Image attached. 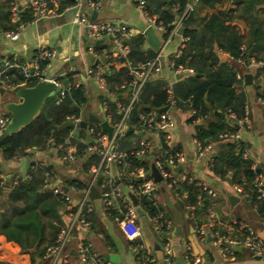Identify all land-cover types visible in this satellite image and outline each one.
<instances>
[{
    "label": "crops",
    "instance_id": "obj_1",
    "mask_svg": "<svg viewBox=\"0 0 264 264\" xmlns=\"http://www.w3.org/2000/svg\"><path fill=\"white\" fill-rule=\"evenodd\" d=\"M25 1L26 0H0V19L3 18L7 12L10 13L14 5L19 7V13L23 11L24 9L22 7ZM80 1L81 4L78 6L77 10L84 15L86 19L101 23H121L130 27L133 31L131 36L126 40H129V38L135 35L142 34L143 30L146 28L143 12L136 6V0H93L99 2V7L95 10L85 5L86 0ZM188 1L191 5L189 13L192 14L194 19L199 20L206 19L212 13L234 8L235 11L232 12L234 21L233 28L239 31L244 39L249 37L252 17L247 14L242 15L239 5H237L236 2L219 0L213 5H207L199 0ZM72 3L73 0H59L56 7L62 5L60 10L56 11L54 15L37 19L36 21H27L24 27L18 31L14 39L5 36L2 32L5 30L0 29V64L4 59L9 58L16 60L18 63L28 64L38 48H52L55 51L54 57L41 66L43 77L47 80L55 81L61 78L60 83L64 80L66 86L70 83L74 86L80 85L83 88L86 98L81 113L95 118L98 116L100 117L97 118L99 123L102 120H106L109 125H112L116 121H112L110 115L106 113V106L104 107L102 105L103 101L101 97L108 98L111 103L116 105L117 108H120L118 101L127 98L126 93L116 94L113 92L115 89H120L121 84L119 86L114 85L113 90L108 91L103 77V83H99L87 77L85 71L95 65H100L102 67V76L106 69V67L104 68V64L107 61V56L110 57L111 65H113L115 70L124 66L127 67V73L132 75V79L134 77L132 74L134 68L130 67L129 62L125 58L126 54L121 57H116V52H118L119 49L114 45L110 36H102L93 42V46L94 44L97 45L95 48V55L87 50L89 44L84 35L83 25L72 21L73 9H66V7L70 6ZM147 5H149L148 9L150 11L154 8L150 0H148ZM255 8L264 9V3H258ZM19 13L17 17H12L10 13L8 16V25L12 24L14 27L6 30H13L17 24L20 23ZM262 16L263 14L261 13L257 15V17ZM201 23L202 22H199L198 25H201ZM259 25L264 31V23L260 22ZM154 33L159 41L158 70L155 74H152L150 78L162 77L166 79L167 82L172 83L176 79L171 76L169 60L171 56L179 51L182 37L179 34H175L164 43L161 33L156 31H154ZM141 47L142 50H152L146 44L145 38ZM253 55L258 59L264 58V41L262 42V40H260V42H258L257 47L253 49ZM216 56L220 62L232 64L237 69V72L241 74L242 81H240L241 85L238 86L237 91L241 90L244 92V103L247 111L246 122L240 131L241 141L245 144L246 151L250 155L251 164L254 168L257 167L261 170L264 180V103H260L259 100L262 99L264 101V64L261 68L244 67L241 64L229 60L225 52L217 51ZM250 59L254 60L253 57H250ZM141 64L139 63L137 66ZM9 69L15 68L5 69L0 76ZM244 73H249L251 75L250 84L244 83ZM188 74L189 73H184V75ZM11 80H15V74H6V86H0V116L6 115L10 117L9 112L5 109V105L7 103H17L20 101L14 93L20 87H24L23 83L13 84L10 82ZM128 91H130L129 88ZM54 96H56V94ZM111 98H114V100H111ZM42 107L43 104L38 113L42 110ZM170 112L173 117L174 127L171 129L170 138L168 139H164L162 133L159 131L144 132L142 136H138V130L132 129L134 136L138 137L139 140H145L149 144L150 149L152 147L155 149L154 154L157 153L156 156L161 153L158 150L162 139L169 150L175 149L173 150L174 152H181L186 159L181 165L182 168L180 170H176L177 166L172 169L171 174L175 179L173 185H168L163 179L154 182L150 175V164L153 163L154 154H151L149 151V155L152 156V158L148 160L149 166L147 170H144V175L155 183L154 190L149 198H151L153 203L158 207V213L166 219L167 226L161 232H155L153 230L152 217L142 209L137 200L136 205L132 204L129 198V194L132 193L128 191L125 184L122 182L124 176L131 177V171L124 172L122 170L123 175L119 174V170L116 166H111V182L119 185L122 194L126 196V203L134 206L136 210L137 216L135 220L140 230L139 236L133 239H127L121 233L117 223V220L123 216L120 205L114 203L107 211L103 208L100 196L90 199L87 196V192L84 199L91 207V212L86 216L90 221V227L86 231H80L79 235L77 233L76 236L69 240L59 255L57 260L59 262L58 264H85L78 259L76 254V244L80 238L88 240L91 244V250L100 256L107 264H136L138 251L140 250H143L152 258L153 264H191L184 258L185 243L189 244L190 252L198 260L197 264H264V256L253 255L240 247H234L232 257H224L211 243L209 238L211 225L207 218V211L198 216V219L202 220L201 224L196 225L195 222L191 220L193 214L191 215L188 213L185 208L187 205V192L183 189V184H181L184 181H194L196 185H202L214 191V196L209 197V207L214 213L216 221L213 226L214 229L227 232L228 225L233 221H237L249 228L252 233L261 238L264 242V225L261 222L260 214H258L255 206L248 200H246V203L242 202L245 198L238 196V201L234 203L233 206H230L225 197L226 193L232 194L233 184L230 182L231 173L227 171L221 177L213 174L210 168L211 157L218 148H222L223 146H214L208 152L199 155L195 144L196 138L194 134L196 130L193 129L195 123L187 122L189 112L179 109H170ZM117 113H119V111ZM200 123L204 125L203 120L200 121ZM135 139V137H132L131 141L135 142ZM115 147L125 154V146L123 149H119L116 144ZM3 159L4 160L0 157V178L3 179L4 184L0 187V264H37V262L40 264H48V258L44 256V249L40 256L36 255L35 250L36 247L45 248V246L50 243L48 241L53 231L51 223L56 225L52 216L46 214L40 215L39 224L41 225L43 238L38 241L33 234L35 230L32 229L33 232L28 231L27 240L29 245L25 250H22L14 240L8 239L5 235L12 227V223L16 218V211L22 207L21 202H11L7 197L10 186L14 185L12 184L13 180L18 181L21 177H23V180L30 179L26 173V169L30 167L33 176L40 180V191H48L52 196H56L60 200L57 214L59 224L62 226L69 220V210L56 189L61 188L71 199L72 205H74V203L82 198V193L87 189L89 191L90 186L100 195L103 190L101 183L105 180V177L98 174L93 178L90 172V168L93 167V165H91L89 169L83 170L81 167L85 161L83 156L75 157L74 161L65 163V166L61 165L53 146H47L44 149L31 148L27 151V156L22 158ZM22 159H25V163L24 167L21 169L20 162ZM47 166H51L49 170L52 171L54 176L48 180V184L45 186L44 179L46 171H42L40 168ZM181 176L185 177L183 181H180ZM71 180L82 183L84 187L78 188L74 184L66 182ZM74 187L76 188L74 189ZM76 191L80 193L79 199L75 197ZM68 193H70V195ZM137 209H139V213ZM3 217L9 221L10 228H2ZM200 225L204 228V235L202 236L196 233ZM22 235L24 237L25 233L22 232ZM165 244L170 248V256L167 261L164 260L165 254L163 246Z\"/></svg>",
    "mask_w": 264,
    "mask_h": 264
},
{
    "label": "trees",
    "instance_id": "obj_2",
    "mask_svg": "<svg viewBox=\"0 0 264 264\" xmlns=\"http://www.w3.org/2000/svg\"><path fill=\"white\" fill-rule=\"evenodd\" d=\"M154 8L148 9L146 0L144 9L149 14L156 15L166 30L162 33V38L166 37L167 31L171 28L169 22L179 14L184 8L188 0H150ZM207 5H213L219 0H199ZM239 5L242 15H250L249 37L244 39L240 32L233 28L234 21L232 12L235 9H228L218 13L210 14L206 19H194L191 13H188L181 21V37L182 42L179 47V54L171 56L170 60L176 65H181L183 68L190 69L191 73L183 75L171 83L170 88H167V80L162 77L154 79L149 78L139 88L135 101L132 103L126 124L133 130H137L139 123V115H144L150 111L167 105V99L173 100V107L181 111H192L187 119L188 123L200 116L204 117V125L196 130L195 138L201 143L214 142L218 146L221 141H218V135L226 131H234V121L243 118L245 106V94L243 91H237L241 82L235 78L237 69L227 62H220L216 56L217 51L227 53L236 59L241 56L245 60L253 57L255 61L262 62L263 59H258L253 55V49L257 47L258 42L264 41V31L259 23H264V9L255 8L258 3H264V0H230ZM177 4L178 10L172 12V5ZM62 5L56 7V11L60 10ZM258 13L263 14L262 17H257ZM9 12L0 19V29H12L14 25H8ZM19 21L21 23L30 20V15L27 10L19 13ZM2 20V22H1ZM4 21V22H3ZM202 22L201 25H198ZM144 37L142 34L135 35L129 40H125L124 44L128 48L125 58L129 62L131 68H135L137 64L145 63L155 56L153 50H142ZM243 46V51L240 47ZM97 45L94 44L93 49ZM241 53V55H240ZM122 60V59H121ZM262 60V61H260ZM233 61V60H232ZM234 62V61H233ZM264 63V62H263ZM43 64H41L42 66ZM127 67H121L115 70L113 65L106 67L102 74L106 82V89L113 90L114 85H123L122 88L113 90L116 94L126 93L125 99H120L119 107L128 104L131 91L129 83L132 80V75L128 74ZM15 74V80H11L13 84L23 83L24 87L33 86L37 80L28 78L24 80L22 76L15 70L9 69L6 73L0 76V80L6 77V74ZM61 81V78L58 79ZM128 91V92H127ZM105 102L106 113L110 115L112 121H117L120 117L119 108L111 103L108 98L101 97ZM86 98L83 88L78 85L69 84L66 86L62 96L58 94L52 98H46L43 103L42 110L33 117L26 125L20 127L17 131L11 133L0 141V152L3 158L18 159L27 156L24 152L27 148L44 149L47 146H55L61 143L73 128V125L67 117H80L86 120L84 128L77 126L74 135L70 137L69 143L74 146V155L85 159L81 165L83 170L89 169L91 165L95 166L99 157L95 153H85V145L93 144L92 140L86 141V130L93 127L95 132L102 133L99 128V120L90 115L81 113L83 104ZM119 111V113H117ZM232 115V118L228 116ZM51 137L53 143L47 144V139ZM81 138V141L77 140ZM132 137L136 138L135 142L131 141ZM139 138L134 136L132 132L125 131L124 134L117 138L115 144L119 149H124L125 158L120 163V169L124 172L133 171L137 168L148 169V160L152 158L149 154L146 157L138 158L132 152L138 148ZM222 148H218L215 154L211 157L210 168L213 174L223 176L227 171L231 173L230 182L241 186L242 190L247 194L245 200H248L255 206L258 214L264 212L263 203L256 199V190L253 187V179L256 174L261 173L257 167L251 168V160L243 158L242 153L246 150L245 144L240 141H225ZM175 150V149H173ZM169 150L161 139L159 150L161 153L174 152ZM63 150H57V155H61ZM154 154V158L156 157ZM32 165V163H31ZM51 166L41 167L40 170L48 171ZM27 176L30 179L18 180L16 184L10 186V191L7 194L11 202H21L22 207L16 211V218L10 228V223L5 217L2 219V228H10L5 235L8 239L14 240L22 250L29 245L27 240L28 231L33 232L35 238L41 240L43 238L39 217L42 214L52 216L54 223H51L53 231L50 240L52 242L57 230L60 227L57 209L60 206V200L56 196H52L48 191H40V180L33 176L30 167L26 169ZM31 176V177H30ZM74 184L78 188H83L84 185L78 181H66ZM124 184L132 183L137 185L141 182L138 178L124 177ZM183 189L186 190V204H193L197 196L200 198V206H197L192 215V219L196 225L202 223L198 219L199 214L205 213L210 206V198L204 193L194 181H184ZM142 209L147 212L150 217L155 216L159 209L153 203L151 198L140 199ZM237 222V221H236ZM22 232L25 233L24 237ZM48 243V244H50ZM47 244V245H48ZM46 245V246H47ZM45 246V247H46ZM43 248L36 247L35 253L40 256ZM140 254V251H138Z\"/></svg>",
    "mask_w": 264,
    "mask_h": 264
},
{
    "label": "built area",
    "instance_id": "obj_3",
    "mask_svg": "<svg viewBox=\"0 0 264 264\" xmlns=\"http://www.w3.org/2000/svg\"><path fill=\"white\" fill-rule=\"evenodd\" d=\"M58 2L59 0H26L22 8L29 12V21L33 22L37 19L54 15L56 13V5L58 4ZM145 2L146 0H136V6L143 12L146 27H151L154 31L161 34L166 32L164 25L157 20L156 15L149 14L144 9ZM80 4V0H73V3L70 6H67L66 9H73L74 13L72 21L83 25L85 38L90 41L87 50L95 55L96 53L93 49V42L100 37L107 35L111 37L114 45L117 47V49H119L118 52H116V57H121L127 54L128 48L124 44V41L129 36H131L133 30L121 23H101L95 22L93 20H88L84 15L78 12L77 8ZM85 5L88 8L95 10L99 7V2L86 0ZM190 7L191 5L188 1L184 5V8L180 11V13L175 15V17L169 22L171 28L167 31L166 37L163 39L164 43H166L171 36L177 34L176 32L178 28L181 27V21L189 13ZM177 10L178 5H172V12H176ZM10 13L12 17H17L19 13V7L14 5L11 8ZM25 24L26 22H20L13 30H5L2 32L5 36L14 39L16 38L18 31L22 29ZM239 49L242 52L243 46H241ZM158 52L151 60L137 66L132 70V74L134 77L129 83L131 87V96L127 105L123 107L120 106V117L114 124L111 125V136L107 138L104 132H95L93 127H89L86 130V137H88L86 141L92 140L93 144H86L84 152L88 154L95 153L99 157L98 163L90 168V172L93 178H95L98 174H101L105 177V180L101 183V187L103 188V190L100 193V199L102 201L103 208L108 211L114 203H117L121 206L123 216L119 220H117V223L121 233L127 239H133L139 236L140 230L135 220L137 213L134 206L126 203V196L122 194L119 185L111 182L110 168L111 166H116V168L119 170V174H123L122 169H120L119 167L120 163L125 158V154L120 152L115 147V141L126 131L125 128L127 127L126 120L128 117V113L132 103L136 99L140 86L158 70ZM178 54L179 51H177L174 56H177ZM225 54L229 60H233L234 62L241 64L244 67L261 68L264 64L263 62H258L250 58L245 60L241 56L237 57L236 59H232L230 55H228L227 53ZM54 55L55 51L52 48H38L28 64L18 63L16 62V60L11 58L4 59L0 64V74L3 73L7 68H15L24 80L28 78H35L37 81L44 80L45 78L42 74L41 64L51 60ZM106 58L107 61L104 64V68L112 64L110 57L107 56ZM169 68L171 70L172 77L174 75H179L182 73H191L190 69L183 68L181 65L174 66L171 60H169ZM101 73L102 67L100 65H95L94 67L88 68L85 71V75L87 77L94 79L96 82L103 83ZM235 78L238 81H242V77L239 72H236ZM50 81H53L55 86L58 87V91L55 94L62 96L64 91L66 90V86L63 87L60 81ZM5 83V80H0V86H6ZM170 86L171 83L167 82L168 89L170 88ZM122 87L123 85H121V88ZM259 100L260 103H264L262 99ZM102 105L105 107L104 101L102 102ZM167 105L168 109L173 106V100L168 98ZM168 109L159 113L150 111L149 113H146L144 115H139L137 130L143 131V133L150 131H159L162 133V137L164 139L170 138V131L174 127V121L173 117L168 112ZM191 113L193 112L190 111L189 114ZM246 114L247 111L244 106L243 118L234 121V124L237 125L238 128L234 131H226L219 134L218 141H240V131L246 122ZM228 116L232 118L231 114H228ZM203 118L204 117L198 116L193 120L192 123H200ZM8 119L9 117L6 115L0 116V133L3 131L6 123L8 122ZM67 119L73 125L72 131L63 138L61 143H57L54 146L55 151L59 149L63 150L62 154L58 156V160L63 163H69L75 160L76 156L74 155V146L69 143V139L74 135L76 127L79 126V123L82 120L78 116H70L67 117ZM77 140L81 141V138L77 137ZM52 143L53 140L51 137H49L47 139V144L51 145ZM195 144L197 146L198 154L201 155L202 153L208 152L212 147H214L216 145V141L201 143L200 141L195 139ZM29 149L30 148L25 149L24 152H27ZM149 151V144L145 140L140 139L138 141V148L132 153L140 158L148 155ZM242 157L250 159V155L246 150L243 151ZM185 161L186 159L184 155L181 152L175 151L160 153L153 159L152 162L157 169L161 179L165 180L168 185H173L175 183V179L172 177L171 171L176 166H181ZM251 168H254L252 164ZM144 173L145 171L143 168H137L131 171V177L138 178L141 180V182L137 185H133L130 182L125 184V187L135 196L138 203H140L139 201L142 197L149 198L155 187V183L151 179L147 178ZM53 176L54 175L52 171L49 170L45 172V186L48 184V180ZM184 179V176L180 177V181H183ZM20 180H23V177H21ZM16 181L17 180H13L12 184H15ZM3 185V179L0 178V187H2ZM198 186L208 197L214 196L215 193L212 189L206 188L202 185ZM253 187L257 192L256 199L262 202L264 206V180L262 173H258L255 175L253 179ZM75 188L76 187H74V189ZM56 191L68 207L69 220L67 223L59 227L52 242L48 244L44 249V256L48 258V264H54L56 262L62 249L69 242L75 231L79 234L80 231H86L90 227V221L86 218V216L91 212V207L84 199V196L88 192V189L84 192V196L76 203H74V205H72L71 199L62 191L61 188H57ZM231 192L232 194L241 198L247 196V194L242 190L241 186L236 184L232 185ZM197 206H200L199 196H197L195 203L188 204L185 208L187 209L188 213L192 215L194 209ZM206 211L208 221L211 225L209 238L211 240V243L222 253L224 257H232L234 247L243 248L249 253L256 256H264V242L261 238L252 233L249 228H247L240 222L233 221L228 225L227 232L214 229L213 226L216 223L214 213L210 210V207H208ZM260 217L261 222L264 225V212L260 214ZM152 222L153 230L155 232H161L167 226L166 219H164L160 213H157L152 217ZM196 233L200 236L204 235V228L202 225L198 226ZM163 251L165 254L164 260L167 261L170 256V248L167 244L163 246ZM76 254L78 256V259L85 264H107L100 256H98L91 250L90 242L84 238H80L78 240L76 244ZM184 258L191 264H197L198 262L197 258L194 257L190 252L188 243L184 244ZM136 264H153V260L146 252L140 250V254H138L136 258Z\"/></svg>",
    "mask_w": 264,
    "mask_h": 264
},
{
    "label": "water",
    "instance_id": "obj_4",
    "mask_svg": "<svg viewBox=\"0 0 264 264\" xmlns=\"http://www.w3.org/2000/svg\"><path fill=\"white\" fill-rule=\"evenodd\" d=\"M13 1V0H10ZM182 27H179L177 30V34H181ZM142 34L144 35L145 42L151 48L153 51L158 52L159 51V41L157 36L154 33V30L151 27H146ZM184 73L179 75H174L173 78L178 79L180 78ZM243 80L245 84H250L251 82V75L249 73L243 74ZM62 86L65 87L66 83L63 80ZM58 91V87L55 86L53 81L50 80H40L37 81L33 86L31 87H20L17 89L14 93L16 97L20 99L17 103H7L5 105V109L9 112L10 117L8 119V122L6 123L3 131L0 133V141L5 138L6 136L10 135L11 133L17 131L20 127L26 125L39 111L40 107L42 106L44 100L46 98H52L55 93ZM111 100H114V98H111ZM168 109V105H164L162 107H159L155 109L156 113L163 112ZM86 125V120L82 119L79 123V126L81 128H84ZM235 129L238 128L237 125H233ZM203 127V123H197L193 125V129L197 130L199 128ZM99 128L106 134V137L109 138L112 133V126L108 124L106 120H102L99 123ZM126 131L132 132L131 127H126ZM138 136L143 135V131L137 132ZM88 139V137H86ZM225 143L221 142L218 144L219 147H222ZM155 149L152 147L150 149V153L154 154ZM25 159H22L20 162L21 169L24 167ZM182 167L177 166L176 170H180ZM150 175L154 182L160 181L161 177L158 174L157 169L155 168L154 164H150ZM84 196V193L81 194V197ZM87 196L90 199L98 198L100 195L96 193L93 187H89V191L87 193ZM225 197L230 204V206H233L234 203L238 201V197L233 194H225ZM129 198L132 201L133 205H136V198L134 195L129 194ZM137 212L139 213V209H137ZM37 264H40L37 262Z\"/></svg>",
    "mask_w": 264,
    "mask_h": 264
},
{
    "label": "rangeland",
    "instance_id": "obj_5",
    "mask_svg": "<svg viewBox=\"0 0 264 264\" xmlns=\"http://www.w3.org/2000/svg\"><path fill=\"white\" fill-rule=\"evenodd\" d=\"M95 22H98V21H95ZM88 44H90V41H88ZM170 109H176L175 107H173V106H171L170 107ZM170 109H169V112H170ZM178 111V110H177ZM170 114H171V112H170ZM191 115L190 114H188V117H187V119L190 117ZM97 118H100V117H98L97 116ZM52 151H54L53 149H51ZM0 157H1V159L2 160H4L3 159V156H2V154H1V152H0ZM60 164L61 165H64L65 166V163H61L60 162ZM82 172H84V171H82ZM85 174V173H84ZM69 195H70V193H68ZM79 195H80V193H78L77 191L75 192V197L77 198V199H79ZM89 202V201H88ZM242 202H244V203H246V200H242ZM90 203V202H89ZM77 235V232L75 231L74 233H73V235H72V237H74V236H76ZM79 235V234H78ZM71 237V238H72ZM62 252V251H61ZM59 258V257H58ZM58 260V259H57ZM56 260V262L54 263V264H58L59 262ZM44 262H45V260H44Z\"/></svg>",
    "mask_w": 264,
    "mask_h": 264
}]
</instances>
